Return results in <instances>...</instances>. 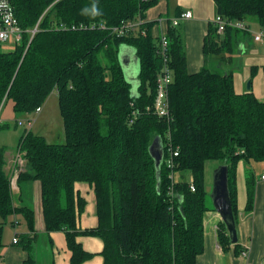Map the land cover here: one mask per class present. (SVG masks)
I'll list each match as a JSON object with an SVG mask.
<instances>
[{
  "label": "trees",
  "instance_id": "trees-1",
  "mask_svg": "<svg viewBox=\"0 0 264 264\" xmlns=\"http://www.w3.org/2000/svg\"><path fill=\"white\" fill-rule=\"evenodd\" d=\"M9 1L22 37L13 51L0 49V101L6 97L15 113H32L54 91L63 124L64 143H49L30 129L23 130L17 143L25 153L17 182L39 181L45 231L64 232L69 264H83L94 255L78 236L102 241L103 264H197L204 248L203 216L210 209L206 163L227 165L236 220L237 164L264 162V101L250 89L237 94L231 71L207 65L209 59L221 65L230 62L240 29L226 27L217 33L216 25L209 23L203 38L204 64L189 73L182 36L177 27L168 26L164 33L171 81L165 119L152 109L164 65L160 32L156 20L145 21V12L159 0ZM213 2L216 14L236 21L254 18L264 34V0ZM137 17L143 20L137 29L119 36L111 31ZM79 24L84 27L71 28ZM121 45L133 47L138 59L135 93L118 59ZM156 136L161 138L163 156L168 148H177L178 153L171 167L160 163L159 173L149 152ZM4 152L0 147V248L5 225L12 223L9 217L20 214L28 229L18 234L27 254L22 264H38L29 234L35 232V213L31 207L13 204ZM175 172H188L191 180L175 181ZM249 177L247 211L254 201ZM78 181L92 185L95 227L77 226L85 208V200L74 189ZM217 240L223 251L228 250L231 241L224 221L218 224Z\"/></svg>",
  "mask_w": 264,
  "mask_h": 264
},
{
  "label": "crops",
  "instance_id": "crops-1",
  "mask_svg": "<svg viewBox=\"0 0 264 264\" xmlns=\"http://www.w3.org/2000/svg\"><path fill=\"white\" fill-rule=\"evenodd\" d=\"M184 11H191L192 17L181 21L179 32L184 42L187 70L189 73H193L198 71L204 64L203 38L207 32L208 24L212 22L216 15L213 0H159L155 6L145 12V21L156 20L157 31L161 35L170 25L171 18ZM243 23L248 30H240L238 44L231 53L230 62L221 65L220 62L209 59L207 65L222 72L231 71L233 88L237 94L245 93L250 89L258 100L264 101V38L259 41L254 39L255 33L262 32V29L256 20L251 17L246 18ZM4 48L5 52L14 50L9 45H4ZM119 55L125 77L130 81L135 79L139 73V63L134 48L121 45L118 50V59ZM252 68H256L253 76L251 73ZM247 83H249L248 88L246 87ZM50 96L57 98L56 92ZM41 110L42 108H40L39 113ZM0 115L2 119H8L14 116V112L11 106H6ZM5 149V169L10 173L18 147L14 151L12 147ZM215 162V169L224 165L222 162ZM23 171L24 169L21 172ZM263 174V161L238 162L236 168L237 219L235 220L237 239L235 242H230L228 250L223 251L221 249L217 240V231L218 224L223 219L213 205H209L210 209L203 216L204 248L203 252L197 257V264H264V179H261ZM249 176H251L254 183V201L252 209L247 211L245 208ZM179 177L180 179L174 180H191L190 175L184 178L180 174ZM16 184L17 189L13 191V204L15 206L25 205L31 207L35 213V232L29 233L33 237L32 256L38 264H69L71 253L67 248L64 232L51 231L47 233L45 231L39 181L23 180L17 182L16 180ZM205 188L207 191L206 174ZM74 189L85 200V208L78 216L77 226L81 229L95 227L97 217L92 185L78 181L75 182ZM9 219L12 223H7L3 231L0 264H22L27 254L19 244L21 236L18 234L28 233V229L22 215L13 214ZM14 236L18 238L17 243L12 242ZM77 240L87 251L94 253L83 264H103V258L100 255L102 241L98 237L78 236Z\"/></svg>",
  "mask_w": 264,
  "mask_h": 264
},
{
  "label": "built area",
  "instance_id": "built-area-1",
  "mask_svg": "<svg viewBox=\"0 0 264 264\" xmlns=\"http://www.w3.org/2000/svg\"><path fill=\"white\" fill-rule=\"evenodd\" d=\"M192 17L191 11H184L180 13L176 17H172L170 20V25L177 26L179 23L183 20L190 19ZM143 22V20L140 17H137L134 20L126 21L120 26H114L111 27V31L117 33L116 35L119 36L121 34H124L130 30L137 29L140 27V24ZM212 22L217 27V33H222L226 27H233L240 30H248L247 26L243 23V21H236V20H230L225 19L222 16L216 14L212 20ZM61 28H65L64 25H60ZM84 27L83 24L79 25H73L71 28H82ZM91 28L94 27V24L90 25ZM101 27H104L101 25ZM37 30V27L30 30L31 37ZM144 33V31H142ZM22 37V29L18 25V21L14 15L13 7L9 0H0V46L2 45H11L14 49L15 46L18 45L21 41ZM30 37V38H31ZM264 38L263 32L255 33L254 39L259 41ZM167 48H168V39L165 35V33H161L159 37V52L164 60V65L162 66L161 71L158 73L157 80H156V95L155 99L152 105V109L154 113L161 118L168 119L169 118V107H168V97H167V87L168 84L171 81V71L167 65ZM137 87L134 88L131 92L136 91ZM6 103V97H4L0 101V111L4 104ZM40 111V108L37 107L32 113H28V119L24 121H18V125H25V128L29 130L32 126V117L35 114H38ZM24 151L17 150L14 158H13V167L10 170V185L12 188V193L17 189L16 180L19 175V173L24 169L25 165V159H24ZM177 148L174 150H171L168 148V153L166 156L162 155L161 162L165 164L167 167H171L173 165V158L176 156ZM174 176V174H173ZM173 179H175L173 177ZM261 179H264V174L261 176ZM190 189L194 191V186L191 184ZM18 238L14 236L12 238L13 243H17Z\"/></svg>",
  "mask_w": 264,
  "mask_h": 264
},
{
  "label": "rangeland",
  "instance_id": "rangeland-1",
  "mask_svg": "<svg viewBox=\"0 0 264 264\" xmlns=\"http://www.w3.org/2000/svg\"><path fill=\"white\" fill-rule=\"evenodd\" d=\"M176 27L178 31L181 30V22ZM5 48L4 45L0 46V49L2 51H6ZM132 80L131 84L134 83V79ZM133 93H135V90L133 91ZM50 95H54V91H52ZM49 96L47 97L48 99H46L42 104L41 112L39 114H35L32 117V125H34L29 129L34 133L42 134L45 137L46 141L49 143H64L65 137L63 132V124L62 118L59 113L57 98H55V96ZM6 106L9 107L11 106V104L5 103L0 111V114L3 113ZM27 115L28 113L20 114L14 112V116L8 119H2L0 115V147H4V149L12 147L13 151L16 150L18 139L21 133L23 132V130H27V128H25V125H18L17 123L18 121H24L28 119L29 117ZM215 168V161H209L206 163L205 174L207 179V204L210 206H212V200L210 196L213 186L212 177ZM180 174H182L184 178H187L189 175L188 172H175L174 178L180 179Z\"/></svg>",
  "mask_w": 264,
  "mask_h": 264
},
{
  "label": "water",
  "instance_id": "water-1",
  "mask_svg": "<svg viewBox=\"0 0 264 264\" xmlns=\"http://www.w3.org/2000/svg\"><path fill=\"white\" fill-rule=\"evenodd\" d=\"M119 60L121 62L120 55H119ZM120 64L122 66V62ZM125 79L131 83V81L128 78L125 77ZM137 85L138 82L136 77L134 79V83L131 84V91L134 88H136ZM246 87L247 88L249 87V83H247ZM149 152L154 159L155 169L157 173H159L160 172L159 167L163 155L162 141L159 136H156L152 140L151 144L149 145ZM210 197L214 209H216L220 213L223 221L227 226V231L230 237V241L235 242L237 236H236L235 219L233 216L231 201L229 198L228 187H227V165H222L218 169H215L213 173V186Z\"/></svg>",
  "mask_w": 264,
  "mask_h": 264
},
{
  "label": "bare ground",
  "instance_id": "bare-ground-1",
  "mask_svg": "<svg viewBox=\"0 0 264 264\" xmlns=\"http://www.w3.org/2000/svg\"><path fill=\"white\" fill-rule=\"evenodd\" d=\"M230 29H232V28H230ZM232 34V33H231ZM18 242V241H17Z\"/></svg>",
  "mask_w": 264,
  "mask_h": 264
}]
</instances>
